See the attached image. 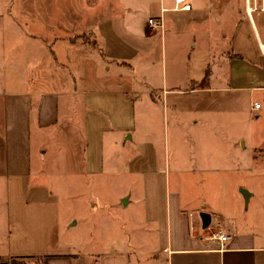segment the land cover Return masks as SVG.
Instances as JSON below:
<instances>
[{"label": "crops", "instance_id": "crops-1", "mask_svg": "<svg viewBox=\"0 0 264 264\" xmlns=\"http://www.w3.org/2000/svg\"><path fill=\"white\" fill-rule=\"evenodd\" d=\"M118 2L116 8L107 3L87 7L93 15L83 25L99 28L102 53L68 57L67 66L59 67V74L68 78L46 86L40 81H20L18 87L0 83V178L15 190L5 196L4 207L9 232L15 233L14 250L0 256V264H264V197L247 213L183 196L191 187L235 186L239 199L240 190L249 199L253 193L248 188L256 185L257 175L264 190V0H249V9L244 0V10L238 2L232 6V0H225L228 10L220 14L222 6L208 9L219 28L217 41L228 44L217 46L216 52L206 47L200 67L178 76L162 75L153 54L135 46L125 55L118 49L120 39L106 35L112 9L123 26H130L131 13L153 8L150 0ZM204 20L201 25L213 42L214 28ZM150 29L146 21L145 32ZM163 118L175 138L157 130ZM62 121H69L79 137L67 153L57 136ZM171 138L179 148L173 149L167 168ZM52 154L55 188H68L69 175L83 182L98 176L101 186L121 188L114 202L132 198L142 204L143 220L137 219L145 232L132 244L113 247L108 241L101 253L81 251L64 241L59 195H25L35 192L32 174L38 161L48 164L45 158ZM35 206L50 212L40 230L48 240H21L19 229L33 217L28 209ZM213 231L230 236L223 250L204 240Z\"/></svg>", "mask_w": 264, "mask_h": 264}, {"label": "rangeland", "instance_id": "rangeland-1", "mask_svg": "<svg viewBox=\"0 0 264 264\" xmlns=\"http://www.w3.org/2000/svg\"><path fill=\"white\" fill-rule=\"evenodd\" d=\"M118 1L0 0V83L6 80L18 87L20 81H23L24 84L31 83V85H35L36 82L40 81L46 86L56 78H68L67 73L59 74L61 72L59 67L67 66L68 57L75 58L83 52L92 53V55H101L102 53L98 42L99 28L83 25V20L93 15V12L87 7L107 3V5L116 8L118 4L120 5ZM150 2H152V9L143 7L131 13L133 16L130 26H123L120 23L119 16H113V14H117V11L112 9L110 31L106 35L110 37L115 34L114 36L120 39L118 40V43H120L118 49L124 52L125 55H128L130 48L135 46L148 54H153L154 66L162 75L166 71L168 75L178 76L180 72H184L189 68H195L196 70L200 67V58L203 57V52L206 53V47H213V51L216 52L217 46L219 49L227 46L226 41H217L218 36L216 34L219 35V28L216 26L213 17V21H211L210 14L208 15V12H206L213 6L223 7L219 11L217 10L219 14L223 13L224 10L227 12L228 8L225 0L214 3H204L205 1L202 0L194 1V6L198 9L193 10L191 15L180 12H166L162 32L159 29H150L148 24L147 26L151 31L145 32L148 17L159 14L160 0H150ZM237 2L241 4L242 10H244V0H232L229 5L235 6L234 3ZM163 6L166 8L171 7V1L164 0ZM131 8L132 10L136 9ZM101 10L98 9L99 14L104 15L102 13L104 10ZM127 15H129L128 12ZM204 15H207L204 22H209V26L214 28L213 42L212 34L205 33L206 26L201 25L202 20L205 19ZM169 20H171V24ZM78 21H80L79 24ZM110 32H113V34H109ZM207 34L208 39L206 38ZM143 36L145 37L143 38ZM213 59L215 61V58ZM212 65L213 63L210 66ZM74 126L78 129V122ZM157 130L160 134L169 131L172 137L175 138V132L172 133V126L170 123L168 125L164 118L162 121L160 119ZM60 132V135L57 134L58 137L60 136L58 141L60 139L62 146H66L63 149L67 153L68 150L71 151V148L69 149L67 146L74 144L72 140L79 137L76 135V130L75 132L71 130L69 121L61 122ZM79 141L81 142V139ZM171 143L172 145L169 142L170 157L167 161V168H170L173 163V149L179 148L176 147L175 140L172 138ZM52 157L53 154L47 155V158H45L48 160V164L43 162V159L38 161L37 168L33 170L32 174L35 180L33 185L36 188L35 192L27 191L25 195H59L60 206H62L59 228L63 232L62 239L64 241L81 251L101 253L107 247L108 241L114 243L113 247H118L121 244L133 241L139 234L145 232L141 220L137 219L139 217L143 220L142 204L133 202L132 198L129 199V202L127 199L126 201L121 200L119 203L114 202V197L121 188L101 186L98 176L83 182L80 181V178L69 175L68 184L70 186H66L68 188H55L56 186L53 185L50 177L57 173L52 166H49ZM176 157L179 160L178 153H176ZM64 159L68 160L69 155H65ZM171 171L173 172V170ZM46 176H49V180L46 179ZM257 178L260 179L259 175H257ZM257 178H253L256 185L248 188L253 193V195H249V199L241 190L240 194L242 196L239 199L235 194V186L191 187L188 188L187 194L183 196L184 198L187 196L189 200L195 202L206 201L204 205L214 203L212 205L215 207L220 206L225 209V205L228 204L234 209H246L248 213L256 205L260 206V201L263 203L264 190ZM174 189L176 188L170 187L169 191ZM14 192V188L8 187L4 178H0V256L9 253L11 249L14 250L15 233L13 231L9 232L4 215L5 196L7 194L12 196ZM214 200L219 202H213ZM248 206L249 209H247ZM28 210L33 217L28 220L24 228L19 229L21 235L18 236L21 237V240H40L41 237L44 240L47 237L48 240V236L45 237L43 233H40L41 224L46 223L48 219V209L35 206ZM52 212H54V209ZM44 215H47L46 220H43L42 216ZM56 232L50 237L53 246L58 238Z\"/></svg>", "mask_w": 264, "mask_h": 264}, {"label": "built area", "instance_id": "built-area-1", "mask_svg": "<svg viewBox=\"0 0 264 264\" xmlns=\"http://www.w3.org/2000/svg\"><path fill=\"white\" fill-rule=\"evenodd\" d=\"M194 1L197 0H171V7L166 8L163 6V1L160 2L159 14L157 16H152L148 18L147 24L151 29L163 30L164 27V14L166 12H190L194 9ZM202 1H212L217 2L219 0H202ZM246 1V7L249 9V0ZM262 7L264 4L262 3ZM255 108L259 107V104H254ZM230 236L224 234L223 232H210L209 236L204 238L205 241H215L217 243V250H223L227 246Z\"/></svg>", "mask_w": 264, "mask_h": 264}, {"label": "water", "instance_id": "water-1", "mask_svg": "<svg viewBox=\"0 0 264 264\" xmlns=\"http://www.w3.org/2000/svg\"><path fill=\"white\" fill-rule=\"evenodd\" d=\"M206 217H208V215H207V214H205V215L203 216V220H204Z\"/></svg>", "mask_w": 264, "mask_h": 264}, {"label": "trees", "instance_id": "trees-1", "mask_svg": "<svg viewBox=\"0 0 264 264\" xmlns=\"http://www.w3.org/2000/svg\"><path fill=\"white\" fill-rule=\"evenodd\" d=\"M15 260H11V262H14Z\"/></svg>", "mask_w": 264, "mask_h": 264}]
</instances>
